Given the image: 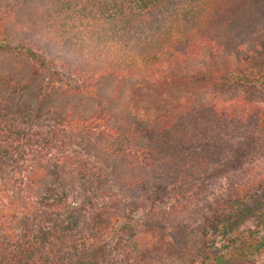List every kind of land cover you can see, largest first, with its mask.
Listing matches in <instances>:
<instances>
[{
	"label": "trees",
	"instance_id": "obj_1",
	"mask_svg": "<svg viewBox=\"0 0 264 264\" xmlns=\"http://www.w3.org/2000/svg\"><path fill=\"white\" fill-rule=\"evenodd\" d=\"M263 257L264 0H0V264Z\"/></svg>",
	"mask_w": 264,
	"mask_h": 264
},
{
	"label": "rangeland",
	"instance_id": "obj_2",
	"mask_svg": "<svg viewBox=\"0 0 264 264\" xmlns=\"http://www.w3.org/2000/svg\"><path fill=\"white\" fill-rule=\"evenodd\" d=\"M249 96H251V97H253V98H257V97H254L253 95H250V94H249ZM246 228L249 229V228H254V227H253V224H252V223H249V224L246 226ZM259 262H260V264H264V257H263V258H260Z\"/></svg>",
	"mask_w": 264,
	"mask_h": 264
}]
</instances>
